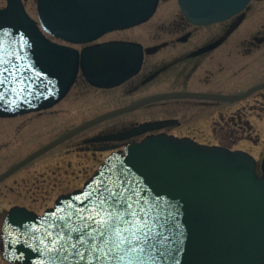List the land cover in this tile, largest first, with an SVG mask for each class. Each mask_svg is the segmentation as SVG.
Instances as JSON below:
<instances>
[{
  "label": "water",
  "instance_id": "1",
  "mask_svg": "<svg viewBox=\"0 0 264 264\" xmlns=\"http://www.w3.org/2000/svg\"><path fill=\"white\" fill-rule=\"evenodd\" d=\"M249 1L179 0L187 18L198 24L229 18ZM158 2L38 0L40 26L22 0H8L7 7L0 9V116L55 105L70 91L80 70L90 84L102 88L118 86L138 73L144 58L140 43L114 40L79 50L51 40L46 33L76 44L88 43L109 31L147 21ZM175 96L203 94H157L100 115L45 145L11 171L90 126ZM174 121H147L91 140L126 139ZM102 182H123L121 186L136 188L141 196L137 210L149 206L163 209L159 222L168 240L164 246H157L149 264H264V177L257 173L254 157L243 150L165 133L132 141L124 152H113L83 188L61 195L42 215L25 207L12 208L2 229L3 256L22 264H98L94 258L89 261L87 252L84 260L71 248L58 253L64 241L53 245L52 240L55 225L69 216L74 219L76 211L87 205L88 194ZM75 238L73 234V243Z\"/></svg>",
  "mask_w": 264,
  "mask_h": 264
},
{
  "label": "rangeland",
  "instance_id": "2",
  "mask_svg": "<svg viewBox=\"0 0 264 264\" xmlns=\"http://www.w3.org/2000/svg\"><path fill=\"white\" fill-rule=\"evenodd\" d=\"M6 4V0H0V7ZM171 4L175 6H171ZM29 12L36 17V1L27 3ZM180 10L176 0L163 1L157 13L148 22L135 28L110 32L99 41L111 39H132L142 42L145 46L161 43L170 39L168 32L173 28L172 24L179 18ZM171 49L166 48L158 54L148 57V69L153 64L171 59ZM147 69V71H148ZM203 66L200 67V71ZM172 82V81H171ZM168 77L162 81H155L138 90L129 91L130 84L113 89H98L83 84L80 80L74 85L70 93L57 105L41 112H34L13 119L16 128L14 137V149L16 160L36 151L63 133L75 128L81 123L99 116L103 113L134 103L152 94L173 91L176 87L170 85ZM199 85H195L198 87ZM177 105L171 101H158L151 103L132 112L112 117L100 122L47 153L39 156L28 164L21 172L15 175L14 194L0 195V226L5 216L4 208H9L13 203L26 205L37 212H44L49 206L54 205L60 194L71 192L81 188L84 182L90 179L105 157L113 150L122 149L124 142L111 141L112 148L102 149V142L94 145L85 143L87 139L110 131L121 130L137 122L181 115L188 121L181 126H172L168 132L176 135H190L199 142L226 144L232 143L236 137H221L212 133V126L219 121L220 116L214 112L203 115V110L198 113H185V110H177ZM229 115L230 112L224 109ZM263 123L257 124V130L264 138ZM142 134L137 136L140 139ZM234 139V140H233ZM236 147H242L262 156L264 144L254 143L250 139H240ZM7 151H0V155ZM11 182V181H10ZM0 264H10L2 259Z\"/></svg>",
  "mask_w": 264,
  "mask_h": 264
},
{
  "label": "flooded vegetation",
  "instance_id": "3",
  "mask_svg": "<svg viewBox=\"0 0 264 264\" xmlns=\"http://www.w3.org/2000/svg\"><path fill=\"white\" fill-rule=\"evenodd\" d=\"M24 1L27 5L29 0ZM163 1L170 0H160L159 6ZM176 1L180 15L172 24L173 28L169 29L168 34L171 38L145 46H158V48L146 54L141 71L122 86L130 84L129 91H134L141 86L155 81L161 82L168 77L170 82L172 81L170 85L176 87L173 91H192L203 93V96H180L164 100L165 102H173L180 111L185 110L187 114L192 111L198 113L201 110L203 115L216 113L220 119L212 126V133L215 135L236 137V142L247 138L254 143L264 144V138L262 139L261 132L257 130V124H264V0H250L240 13L203 25L193 23L186 18L181 11L179 1ZM171 6L175 5L171 4ZM166 48L171 49L169 53L171 59L153 64L154 67L148 69V57ZM202 66L203 70L200 71ZM151 75L154 77L148 81ZM196 84L199 86L195 87ZM225 108L230 112L229 115L225 113ZM15 118L0 117V151L7 149L0 155V195L2 196H7L8 193L14 194L15 175L34 161L11 171L17 163L27 157L16 160L14 149L16 128L13 121ZM171 118L176 120L154 132L170 133L168 131L172 126H181L188 121L183 114ZM126 128L128 127L122 129ZM134 139H137V136ZM110 142H102L101 148L106 149L111 145ZM236 142L234 140L232 143L220 145L232 148L237 145ZM85 143L94 145L96 142ZM233 149L246 150L242 147ZM249 152L257 160L258 174L264 177L262 168L264 152L260 157ZM16 205L34 210L26 205L13 203L11 207L4 208L5 214ZM1 228L2 223L0 234ZM0 255L2 257L1 247ZM2 259L5 260L3 257Z\"/></svg>",
  "mask_w": 264,
  "mask_h": 264
},
{
  "label": "snow or ice",
  "instance_id": "4",
  "mask_svg": "<svg viewBox=\"0 0 264 264\" xmlns=\"http://www.w3.org/2000/svg\"><path fill=\"white\" fill-rule=\"evenodd\" d=\"M121 184L102 182L88 194L87 205L76 211L74 219L69 216L55 225L52 244L64 241L58 253L71 248L80 260L85 259L87 252L89 261L94 258L98 264H149L157 246H164L168 240L164 225L159 222L164 211L155 206L137 210L141 202L139 191Z\"/></svg>",
  "mask_w": 264,
  "mask_h": 264
},
{
  "label": "trees",
  "instance_id": "5",
  "mask_svg": "<svg viewBox=\"0 0 264 264\" xmlns=\"http://www.w3.org/2000/svg\"><path fill=\"white\" fill-rule=\"evenodd\" d=\"M80 81H81V82H84V79H83V78H81V79H80Z\"/></svg>",
  "mask_w": 264,
  "mask_h": 264
}]
</instances>
